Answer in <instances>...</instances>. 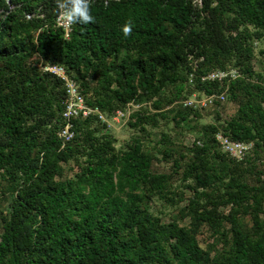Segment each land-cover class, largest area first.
Segmentation results:
<instances>
[{"label":"trees","instance_id":"16d2710c","mask_svg":"<svg viewBox=\"0 0 264 264\" xmlns=\"http://www.w3.org/2000/svg\"><path fill=\"white\" fill-rule=\"evenodd\" d=\"M90 11L94 22L67 36L56 0H0V264H264V49L252 64L264 0H90ZM47 64L108 118L141 105L128 121L140 134L117 148L92 116L64 142L65 87ZM227 64L240 76L201 81ZM194 94H225L237 111L200 124L204 109L183 105ZM161 123L195 140L180 147L162 133L147 149ZM218 134L252 148L237 160ZM160 156L171 172L155 171ZM158 202L186 203L189 222H165ZM205 226L218 243L202 248Z\"/></svg>","mask_w":264,"mask_h":264},{"label":"rangeland","instance_id":"374dc122","mask_svg":"<svg viewBox=\"0 0 264 264\" xmlns=\"http://www.w3.org/2000/svg\"><path fill=\"white\" fill-rule=\"evenodd\" d=\"M254 53H255V58L252 61V64L254 65V68L258 70L259 68V61L262 60V56L260 55V50L264 49V42H258L255 43L254 45ZM38 59V57H35ZM34 58V59H35ZM39 61V60H38ZM219 70L215 69V71ZM230 70H234L237 72V75L240 74L239 69L237 67H233L230 64H227L226 67V72H230ZM234 73L233 75H235ZM232 75V79L234 78ZM227 80H224L223 82L219 83H225ZM168 92H172L169 90ZM202 96V94H199ZM216 95V94H215ZM223 95V94H222ZM197 94H194L192 98L190 99L191 102L196 101ZM205 95L201 97L200 99L205 98ZM220 96V95H216ZM224 100L221 98L215 99L218 101H221L222 103L220 105L213 103H207L206 105H201L200 109L202 110L203 114V119L199 120L200 124H210L215 122V110H218L224 120H228L231 116H233L236 111H237V103L228 101L226 98V95L224 94ZM208 98V97H207ZM206 98V99H207ZM188 100H186L183 105L185 106V103ZM204 101V100H203ZM147 105V104H144ZM150 105V104H149ZM141 105H135V104H128L127 108L123 111L124 115L123 116H118L117 119H114L115 114L112 115L113 118H108L107 115L104 114L105 116V121L101 120L102 122H106L108 125L109 132L112 134V136L116 139V147L120 148L124 146L126 143L131 142V140L139 135L135 129L131 128L128 125V121L130 120V114L133 113L136 109H139ZM172 106L170 105L169 108ZM151 110V109H150ZM119 111V110H118ZM162 133L169 134L171 136V140L174 141L178 146H184V147H190L195 140L196 133L195 132H186V131H181L179 128H174L173 124L171 125H164V123H161L160 126L156 128H149L148 133L144 135V143L146 145L147 149L152 150L155 146L158 140L160 139V135ZM142 135V134H141ZM221 135V134H218ZM221 146V145H220ZM252 148V144H251ZM222 151L225 149L221 146ZM179 151H177L176 156H178ZM262 157H264V153H262ZM160 162H154L155 164V171L156 172H161V173H169L171 172V169L173 168L172 160L164 159L163 157H159ZM78 169L77 167L71 163L68 165H64V174L66 177H71L75 172H77ZM178 184V183H177ZM191 184H186L184 186V191L185 195L187 197H190L192 194L191 191ZM186 203H180L177 208H170V207H164L162 203L158 202L155 206L158 207V209L161 212V217L165 222L171 221V218H180L181 224H186L189 222V220L186 218V213L183 211V208ZM181 211V213H180ZM183 215V216H182ZM249 217L246 218L248 221ZM199 243L202 248H206L208 244H213V243H218L217 238H212L210 237V231L208 227H203L202 233L199 236Z\"/></svg>","mask_w":264,"mask_h":264},{"label":"built area","instance_id":"2783aa9c","mask_svg":"<svg viewBox=\"0 0 264 264\" xmlns=\"http://www.w3.org/2000/svg\"><path fill=\"white\" fill-rule=\"evenodd\" d=\"M56 25L57 27L62 28L67 33L72 29L73 26V24H65L64 22L58 20V17L56 18ZM43 70L58 77L64 83L66 93L63 111L64 125L59 131V137L64 142H69L73 140L76 136V122L78 120H86L92 116H97L100 120L105 121L104 113L100 110L99 107H92L87 103L86 97L81 92L80 85L68 75L66 69L63 66L57 64H47L43 67ZM234 73L236 74L233 75ZM232 75L234 77L233 79L231 78ZM239 76L240 74L237 75V72L234 70L226 72V69H219L217 71L214 70L206 75L201 76V81L223 82L227 79L234 80ZM190 78L191 82H193L194 74H191ZM203 96L204 94H202L201 97ZM217 97L224 100L223 95H210L205 96V98L203 99L196 97V101L191 102L190 100H188L185 103V106H193L194 108H200L201 105L213 103ZM123 115L124 112L119 110L115 114L114 119H117L118 116ZM217 140L220 145L225 149L224 152L228 153L231 157L236 158L237 160H242L248 154L247 152L251 149V144L232 141L229 138L223 137L222 135H217Z\"/></svg>","mask_w":264,"mask_h":264},{"label":"clouds","instance_id":"9594fccd","mask_svg":"<svg viewBox=\"0 0 264 264\" xmlns=\"http://www.w3.org/2000/svg\"><path fill=\"white\" fill-rule=\"evenodd\" d=\"M56 7L59 13L58 20L65 24L79 23L87 25L89 22H94V17L90 11V0H63V2L56 0ZM121 31L124 37L127 38L132 31V23L130 21L125 22L121 26Z\"/></svg>","mask_w":264,"mask_h":264}]
</instances>
